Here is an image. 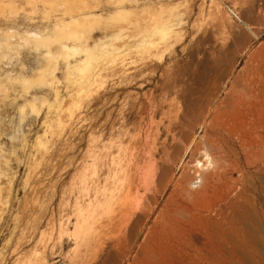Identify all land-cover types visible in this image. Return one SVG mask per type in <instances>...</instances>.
Wrapping results in <instances>:
<instances>
[{"label":"rangeland","instance_id":"obj_1","mask_svg":"<svg viewBox=\"0 0 264 264\" xmlns=\"http://www.w3.org/2000/svg\"><path fill=\"white\" fill-rule=\"evenodd\" d=\"M70 1L0 0V264H77L76 252H91L76 243L80 228L95 226L92 247L99 246L112 236L110 227L101 228L103 220L133 203L120 184L135 166L139 181L144 183L142 174L151 185L159 178L154 169H164L158 168L164 184L140 189L141 203L155 196L150 198L155 213L183 167L190 169L197 159L189 152L210 113L229 104L245 74L264 69V0ZM63 47L86 49L63 56L68 52ZM88 53L97 59L90 55L94 61L86 68ZM73 61L92 73L72 70ZM41 68H49L50 78ZM191 110L198 120L205 111L202 126L197 119L181 125L182 115ZM250 122L245 132L252 148L237 149L241 156L244 150L264 157L263 128L253 118ZM253 163L252 168L244 164L251 173L249 194L264 212V173L254 171L258 159ZM106 169L109 182L95 191L96 178ZM114 187L120 193L104 205ZM97 202L102 209L95 208ZM83 212L90 223L81 220V231L75 225L73 235ZM136 248L123 264L131 262Z\"/></svg>","mask_w":264,"mask_h":264},{"label":"bare ground","instance_id":"obj_2","mask_svg":"<svg viewBox=\"0 0 264 264\" xmlns=\"http://www.w3.org/2000/svg\"><path fill=\"white\" fill-rule=\"evenodd\" d=\"M69 1L67 0L68 3ZM73 1H70L71 2L70 4H72ZM96 1L97 0H95V2ZM66 5H69V4H66ZM76 7L78 10L81 9V7L79 9V5ZM74 16H78V15H74ZM86 24H88V22ZM80 26L82 27V25ZM78 27L79 26L77 27L74 26V29ZM88 28H91V27H88ZM82 31H81V34H82ZM55 32L57 33L58 31H55ZM73 32L75 33V31ZM89 32H88V36H89ZM85 35L84 37H86ZM65 36L66 35L63 36L65 39L69 38L70 34L68 35L69 37H65ZM74 37L72 39H74ZM35 40H36V37H35ZM44 40L46 41V39ZM75 40L72 42L77 43ZM25 42H28V41L25 40ZM58 42L59 40L57 41V43ZM61 43H59V45H61ZM33 44L34 43H32V45ZM67 46L68 45L64 47L67 48ZM73 46L77 47L74 44ZM64 47L63 49L66 52L68 50L71 51V48H73L71 46L70 49L68 48L66 50ZM82 47L84 46L82 45ZM60 48L61 46H59V49ZM84 49H86V47L83 48V50ZM77 50L80 53L84 52L83 50H79V48L78 49L74 48L75 52ZM47 51H46V54H49L47 53ZM74 51L72 53H74ZM90 51L92 52V50ZM60 52H61V49H60ZM52 53L54 54V52ZM67 53H63L64 54L63 55V54H59L58 52V55L60 57L61 55L63 56L70 55L69 51ZM77 53L73 54V58H74V55H76ZM91 54H89V56L85 54V56L87 55V60L83 59V62L84 61L88 62V63H85L84 65L86 68H87L86 64L91 65V61L93 62L94 59H97V56H95L96 58H94V56ZM90 55L94 59H88ZM70 56L69 58H71ZM85 56L83 58H86ZM100 56H101V53H100ZM54 57H56L57 59V60L55 59V61H58V56H54ZM63 58H66V57H63ZM68 59L67 61L62 60L63 64L62 63L61 64L62 65L67 64ZM50 61H51V57H50ZM47 62L46 64L50 63V62L48 63ZM72 64L73 66H75L74 69L72 70L76 69L75 71H78L77 69H80V70L81 68L84 69V66L81 67L79 64L76 65V62L74 64V61ZM50 66H51V63H50ZM69 66L73 68L72 65H69ZM76 66L81 67V68H76ZM66 67H68V65H66ZM44 69L42 70L44 71ZM47 70L49 71V68ZM51 70H53V68ZM67 71L68 70H66L65 72ZM81 71H83L84 73L85 72L87 73L89 69L87 71H84V70H81ZM81 71H79V73ZM46 72L43 76L46 75L47 77H49L48 75L51 74V71H50V74L49 72L48 74H46ZM43 79L45 78H42V80ZM17 80L19 81V79ZM39 80L41 81V79ZM243 80H242V83H239L240 84L239 87L241 86L240 91H237L236 94H233V96H231V99L229 98L230 99L229 104L227 106L225 105L226 107H217L210 113V116L208 117V122L205 124L206 125L205 130L204 129H203L204 131L202 130L203 132L200 135L199 140L196 141L192 145L193 147L190 150L191 152H189L190 158L196 156L197 159L192 162V166L190 169L183 167L179 176L177 175L178 178H176V180L172 182L170 191L167 192L168 194L167 196H165L166 198L165 202L163 201L164 204L162 205V207L158 208V210L155 213H153V209H154L153 206H156L154 205L155 203L152 204L153 205L152 207L150 206L151 201L153 198H155V196L153 197L151 196V194H149L152 197V199H150L151 197L147 198L146 201H143L144 203H141L142 202L141 198H143L144 196L142 197L140 189L142 188V190L148 191V187L149 185H151L149 184V182H147L148 184L146 183L148 178L146 180L144 179L145 180L144 181L142 179L143 177L141 174L140 179L144 182L142 184V182L139 181L138 175L134 173L136 169L135 167L137 166L135 167L133 166L134 171L131 169V167L126 166L125 169L126 170L131 169L130 171L131 172L133 171V174L129 173L128 171H125V173L127 172V174L124 173L125 175L123 177V180L121 179L122 180L121 183L123 185L120 184L121 185L120 188L124 192L125 196L130 195L133 198V203H130V204L127 203L128 205H126V207H122L121 209H119L117 214H115L113 217L110 216L105 221L103 220L102 226L100 225L101 228L103 229L106 226L108 229L110 227L109 229L112 232V236L109 237V239L107 237L108 239L107 242H104L102 244L100 243L99 246L94 244V246L92 247V244L94 243V238H95L94 236L96 233L95 226L93 227L91 226V228H89V226H87L88 228L87 227L83 228L84 226L81 228L79 227L81 230L84 229L81 233H80L81 230L78 229V225L81 224L80 222L81 220L83 224V220L86 221L89 218L93 217V214H95V212L92 211V208H90L89 210L91 211V213L89 212L90 216L93 213L91 217L89 216L88 218V216L86 215L87 213L86 210L88 209H85L86 213L84 214L83 212L82 214L84 216L86 215L87 219L84 216L83 218L82 216L79 217L80 214L79 216L77 215V218L75 217L76 219L75 221L73 220L74 226L72 228V231L75 230L77 227V229L80 230L79 231L80 237L78 239V242L74 240V243L75 242L77 244L80 243L81 246L85 244L89 250L91 249V252L90 251L86 252V250L85 252H76V263L77 264H123L124 261L127 259V257L132 253L131 251L133 249V246H136L137 248L134 250L133 256H131L132 260L131 262L129 261L128 264H249V262L250 264H264V212H262V210L258 209L255 206L252 198L250 197V194H249V191H250L249 181L250 180L249 179H250L251 173L248 170L249 169L248 167H247L248 169H246L247 165L250 166L251 163H252L251 165H253L254 164L253 162L256 161V159H258L260 165L258 164L257 167H255L254 171L262 170L264 173V166H263L264 157L262 156L258 157L251 152L246 153L244 150H243L244 152L242 151V154L244 153L245 155L241 156L239 150L237 149L240 146L246 150L250 147L252 148L251 142L247 141V133L245 132V127H247V125L249 126V123L250 125L252 124V122H250L252 118L256 121V123L261 125L264 131V69H255V70L249 71L247 75L245 74V77ZM37 81H38V78H37ZM46 81H47V78H46ZM86 82H88V79ZM229 99H228V94H227V98L225 100H229ZM27 103H25L26 107H28ZM33 104L31 103L29 105L30 108H31V105ZM209 112L210 111L208 110L207 113L209 114ZM33 113H36V112H33ZM195 113L196 112L194 110H191L183 114L182 120L180 121L181 125L194 123L195 120L197 119V118L194 119V116L196 115ZM202 114L206 115L205 111ZM203 115L201 116L202 118H203ZM201 117H200V120L197 119L199 122L201 121V124L198 123L197 121L198 123L197 125L200 124L202 126L205 123V118L201 119ZM190 132H186V133L188 134ZM263 140L264 139L261 138V142ZM184 141H185V138H184ZM257 147L258 146L254 148L257 149ZM254 148H253V151H255ZM93 156L94 158L92 160V164L96 166L97 161L100 158V155L98 154V156H95V155ZM169 156H167V158ZM198 157L200 159H198ZM171 158L172 157H170V159ZM257 163L258 162H255V164ZM153 164L154 163H151L150 166L155 165ZM244 164H246V166H244ZM160 166L158 167L159 169L162 168V167L160 168ZM164 167L166 168L167 165ZM158 168H156V170L154 169L155 173L158 175L156 178L159 177L158 183H156L152 179L155 183L152 182L153 184L151 185L152 188H155V189L157 186H159V183L161 182V174H160L161 172L160 171L164 170V169H161L158 171ZM143 169L145 170L144 166L142 168V171H143V174L147 176V174L144 173ZM108 172L106 169V172H103L101 175H98L99 177L96 178V181L98 182V184L96 185L95 191L98 190L99 188L102 189L103 186L108 184L109 182L108 174H110ZM151 172L153 173V171L147 172L148 177H150V179L153 177V176L151 177V174H152ZM169 181L170 179L167 181H165L164 179L165 183ZM168 184L169 183H167V185ZM161 186L162 185H160V187ZM194 187H198V189H194ZM121 190L114 187L113 190L110 191V197L108 199L105 198L104 200L105 203L103 204L105 205L107 202L109 205L110 198H112V196H114L115 194L120 193L119 191ZM160 190L161 189L159 188V191ZM99 203L98 205L95 203L96 204L95 208L97 207L100 208L102 206V205H99ZM99 208L98 210L100 211ZM103 208L105 209L106 207H103ZM106 210H108V208ZM100 214L101 213H98L97 215L99 216ZM97 221L98 219L96 220L94 218V222H97ZM97 224L99 227L100 223L97 222ZM91 225H93L92 220H91ZM99 229L98 231H100ZM75 231L72 232L73 235ZM142 231H143L142 237L140 238L138 242V238H139L138 234ZM77 237L78 235L76 236L75 239H77ZM92 250L94 252H92Z\"/></svg>","mask_w":264,"mask_h":264},{"label":"built area","instance_id":"obj_3","mask_svg":"<svg viewBox=\"0 0 264 264\" xmlns=\"http://www.w3.org/2000/svg\"><path fill=\"white\" fill-rule=\"evenodd\" d=\"M233 15H235V13L232 10H229Z\"/></svg>","mask_w":264,"mask_h":264}]
</instances>
